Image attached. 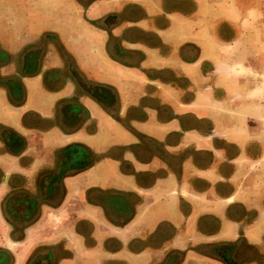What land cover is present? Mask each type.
Returning <instances> with one entry per match:
<instances>
[{
    "label": "crops",
    "instance_id": "crops-1",
    "mask_svg": "<svg viewBox=\"0 0 264 264\" xmlns=\"http://www.w3.org/2000/svg\"><path fill=\"white\" fill-rule=\"evenodd\" d=\"M129 4L123 65L99 59L123 97L111 114L90 103L82 130L55 128L0 88V264H224L225 247L236 264H264V135L253 132L264 0ZM71 139L102 157L45 199L53 147Z\"/></svg>",
    "mask_w": 264,
    "mask_h": 264
},
{
    "label": "flooded vegetation",
    "instance_id": "flooded-vegetation-1",
    "mask_svg": "<svg viewBox=\"0 0 264 264\" xmlns=\"http://www.w3.org/2000/svg\"><path fill=\"white\" fill-rule=\"evenodd\" d=\"M129 6V0H0V67L5 68L0 88L6 100L16 107L38 105L55 128L77 125L76 132L90 117L87 104L111 114L113 104H120L123 97L107 79V71L101 70L99 59L123 65L121 60L130 51L123 38L135 26L129 21ZM87 46H92L98 62L89 58ZM3 129L9 149L15 144L13 129ZM53 148L56 157L46 171L45 199L47 191H58L66 175L89 170L102 157L80 140ZM8 214L19 224L29 221L25 212L18 215L12 209ZM225 249L229 257L220 250L223 263L236 264L234 248Z\"/></svg>",
    "mask_w": 264,
    "mask_h": 264
},
{
    "label": "rangeland",
    "instance_id": "rangeland-1",
    "mask_svg": "<svg viewBox=\"0 0 264 264\" xmlns=\"http://www.w3.org/2000/svg\"><path fill=\"white\" fill-rule=\"evenodd\" d=\"M259 33H260L259 34V42L257 43V45H255V47H253V54L254 55L259 54V56H261L264 54V27L259 31ZM253 67L258 70V72H256L257 70L254 71V72H256L257 75H254V72H253V76H254L253 77V84L256 85L257 88H260L258 90H264V76L261 75V74H264V60H262L261 57L258 58L257 60L253 59ZM262 92L263 93H257V95L255 96V98L253 100L258 102V103L264 104V91H262ZM253 132L255 134L264 135V111H263V109H262V112H261V109H258L257 112L256 111L254 112V115H253ZM254 186H255L254 187L255 190L260 189V188H258V186L256 184H254ZM255 209H256V212H258V211L261 212V204L256 205ZM253 216H255L254 213H253ZM257 216H258V214H257ZM255 220L256 219L253 220V223L255 222ZM249 222L246 223L245 225H248Z\"/></svg>",
    "mask_w": 264,
    "mask_h": 264
}]
</instances>
